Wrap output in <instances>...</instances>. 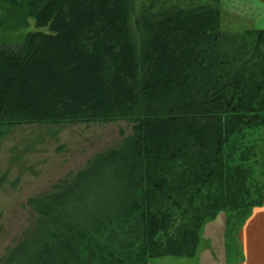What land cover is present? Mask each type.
<instances>
[{
  "label": "trees",
  "instance_id": "trees-1",
  "mask_svg": "<svg viewBox=\"0 0 264 264\" xmlns=\"http://www.w3.org/2000/svg\"><path fill=\"white\" fill-rule=\"evenodd\" d=\"M129 1L0 0V31L30 18L49 29L0 43V136L133 124L124 145L31 200L37 216L0 264L194 257L207 221L264 200L250 184L264 152V30L232 32L209 3L132 19Z\"/></svg>",
  "mask_w": 264,
  "mask_h": 264
},
{
  "label": "rangeland",
  "instance_id": "rangeland-1",
  "mask_svg": "<svg viewBox=\"0 0 264 264\" xmlns=\"http://www.w3.org/2000/svg\"><path fill=\"white\" fill-rule=\"evenodd\" d=\"M129 2L132 19L144 14L209 3L220 6L223 25L232 32L264 30L263 20L244 0ZM6 30L0 31V43H21L27 33L49 29L38 28L34 18H30L29 26L22 24L18 29L8 27ZM132 128L133 124L126 120L89 124L29 123L3 128V135L0 136V259L36 218L31 204L33 198L52 192L54 186L76 175L97 154L124 145L133 133ZM262 133L254 132L255 137H259L260 152L264 151ZM250 164L253 165L250 184L254 192L256 187L264 185V152L253 157ZM256 196L253 193V197ZM242 214L229 209L220 212L216 219L207 221L200 231L201 241L194 257L166 255L150 259L148 264H227L238 259L234 236L246 216Z\"/></svg>",
  "mask_w": 264,
  "mask_h": 264
},
{
  "label": "crops",
  "instance_id": "crops-1",
  "mask_svg": "<svg viewBox=\"0 0 264 264\" xmlns=\"http://www.w3.org/2000/svg\"><path fill=\"white\" fill-rule=\"evenodd\" d=\"M244 2L249 4V8L254 9L264 22V0ZM234 237L239 258L227 264H264V200L244 218Z\"/></svg>",
  "mask_w": 264,
  "mask_h": 264
}]
</instances>
